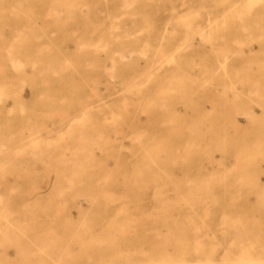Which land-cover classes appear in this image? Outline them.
<instances>
[{
  "label": "rangeland",
  "instance_id": "374dc122",
  "mask_svg": "<svg viewBox=\"0 0 264 264\" xmlns=\"http://www.w3.org/2000/svg\"><path fill=\"white\" fill-rule=\"evenodd\" d=\"M256 91L264 0H0V264H264Z\"/></svg>",
  "mask_w": 264,
  "mask_h": 264
},
{
  "label": "bare ground",
  "instance_id": "6f19581e",
  "mask_svg": "<svg viewBox=\"0 0 264 264\" xmlns=\"http://www.w3.org/2000/svg\"><path fill=\"white\" fill-rule=\"evenodd\" d=\"M171 10H173V8L171 9ZM164 11V10H163ZM169 11V10H168ZM170 13V12H169ZM172 13V12H171ZM171 13H170V15H171ZM135 16V15H134ZM169 17V16H168ZM171 18V17H170ZM169 21H170V19H168ZM167 20V21H168ZM240 20H241V18H240ZM140 31V30H139ZM139 31H138V33H139ZM145 40H143V42H144ZM147 43V42H146ZM145 42L144 43H142V44H145V47H146V44ZM233 43H237V44H241L240 42H238L237 40H234L233 39ZM234 45V44H233ZM141 46H143V45H141ZM140 46V47H141ZM148 46V45H147ZM140 47H139V49H138V51L140 50L141 51V49H143L142 47H141V49H140ZM156 49V48H155ZM175 50H177V49H175ZM143 51V50H142ZM158 51V50H157ZM237 51V50H236ZM159 52V51H158ZM160 52H161V50H160ZM163 52V51H162ZM161 52V53H162ZM141 53V52H140ZM238 53H240V54H242V52H241V50H239V52ZM137 54H139V53H137ZM141 55V54H140ZM144 55V53H142V55H141V57ZM172 56V55H171ZM177 56V55H176ZM168 58V57H167ZM166 58V59H167ZM168 60H170V57H169V59ZM174 60V59H173ZM159 62V60L157 61V63ZM162 62V61H161ZM166 62H168L167 60L165 61V63ZM176 62V60H174V63ZM248 62H251V65L253 66V67H258L257 65L258 64H260V62H256L254 59H248ZM169 63V62H168ZM150 64H151V62H150ZM160 64V63H159ZM162 64V63H161ZM171 65V64H170ZM157 66H158V64H157ZM174 66V65H173ZM173 66H172V68H173ZM247 67V66H246ZM158 67H156V69H157ZM171 68V67H170ZM171 68V69H172ZM155 69V70H156ZM170 71H172V70H170ZM173 71H174V69H173ZM171 74V73H170ZM174 75V74H173ZM169 76V75H168ZM167 76V77H168ZM165 77V80H167L168 78L166 77V76H164ZM170 77V76H169ZM176 77V76H175ZM179 77V76H178ZM167 78V79H166ZM165 80H163V81H165ZM180 81V79L178 80V82ZM156 83V82H155ZM204 83H206V82H204L203 81V83L201 84V85H204ZM236 83V84H235ZM235 83H233V89H234V92H235V94H234V100H235V103H237L238 102V100H239V98H240V96H241V94H240V92H239V90L237 89V87L239 86V85H242L243 83H244V80H242V79H239V80H237V82H235ZM166 85H167V83H166ZM165 85V86H166ZM165 86H163V87H161V86H159V87H161V88H164ZM169 86V85H168ZM172 85H170L169 87H171ZM168 88V87H167ZM159 89V88H158ZM159 92H162V91H160V90H158ZM158 91H156V93H158L159 94V92ZM166 92H167V90H166ZM170 92V91H169ZM164 93H165V90H164ZM168 93V92H167ZM161 94V93H160ZM172 94V93H171ZM164 95V94H163ZM174 95H176V94H174ZM173 95V96H174ZM255 96L256 97H258L259 98V100H263L264 98H262V96L263 95H261V94H259V92L258 91H256L255 92ZM170 97H172V96H170ZM176 97V96H175ZM169 98V97H168ZM167 98V99H168ZM177 98V97H176ZM162 99V98H161ZM166 99V100H167ZM173 99H175V98H172L171 100H172V102H173ZM162 100H165L164 98L162 99ZM169 100V99H168ZM177 100V99H176ZM178 101V100H177ZM170 102V101H169ZM171 102V103H172ZM255 103V105L259 108V111H261V115L263 116L262 117V119H264V107H263V105H261L260 103H258V102H254ZM163 104V103H162ZM238 104V103H237ZM163 106V105H162ZM165 106V105H164ZM236 109H235V111H234V113H233V115H232V119L233 120H235V118H236V116H237V114H239V113H243V114H245V115H248V116H251V117H253V115H255L256 117H257V114L256 113H253V112H247V109H248V107L245 105V104H238V106H236L235 107ZM165 109H167V108H165ZM168 110V109H167ZM175 111V110H174ZM257 142H258V144H262L263 145V143L264 142H260V141H258L257 140ZM33 156V155H32ZM241 156H243V155H241ZM253 181V180H252ZM240 231H242V230H240V229H238L237 230V233H240ZM239 235V234H238ZM238 237H240V236H238ZM239 244H242L241 242L239 243ZM241 254H244L243 252L241 253ZM243 261V260H242ZM196 263V262H195ZM246 263V262H245ZM252 263V262H251ZM240 264V263H239Z\"/></svg>",
  "mask_w": 264,
  "mask_h": 264
}]
</instances>
